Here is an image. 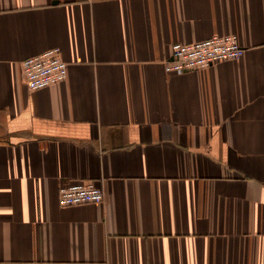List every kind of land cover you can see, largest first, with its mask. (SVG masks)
I'll return each mask as SVG.
<instances>
[{
	"label": "crops",
	"instance_id": "0c3cea01",
	"mask_svg": "<svg viewBox=\"0 0 264 264\" xmlns=\"http://www.w3.org/2000/svg\"><path fill=\"white\" fill-rule=\"evenodd\" d=\"M226 35L239 59L166 71ZM0 264H264V0H0Z\"/></svg>",
	"mask_w": 264,
	"mask_h": 264
},
{
	"label": "built area",
	"instance_id": "2783aa9c",
	"mask_svg": "<svg viewBox=\"0 0 264 264\" xmlns=\"http://www.w3.org/2000/svg\"><path fill=\"white\" fill-rule=\"evenodd\" d=\"M245 53L237 36H215L191 43H176L172 56L166 61L168 73L183 74L211 67L215 64L237 60ZM23 74L30 91H38L60 84L68 78V64L60 49H52L39 56L24 60ZM105 191L93 182H71L59 190V204L71 207L85 204H101Z\"/></svg>",
	"mask_w": 264,
	"mask_h": 264
}]
</instances>
